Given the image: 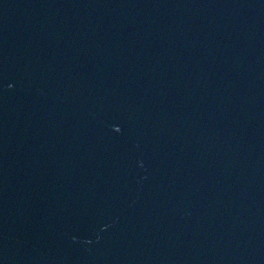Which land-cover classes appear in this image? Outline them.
Here are the masks:
<instances>
[{
  "label": "water",
  "instance_id": "obj_1",
  "mask_svg": "<svg viewBox=\"0 0 264 264\" xmlns=\"http://www.w3.org/2000/svg\"><path fill=\"white\" fill-rule=\"evenodd\" d=\"M0 264H264V0H0Z\"/></svg>",
  "mask_w": 264,
  "mask_h": 264
}]
</instances>
